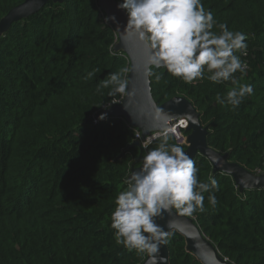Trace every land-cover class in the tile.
<instances>
[{
  "label": "trees",
  "instance_id": "1",
  "mask_svg": "<svg viewBox=\"0 0 264 264\" xmlns=\"http://www.w3.org/2000/svg\"><path fill=\"white\" fill-rule=\"evenodd\" d=\"M22 1L0 0V20ZM202 3L230 30L247 33L240 82L252 94L233 110L216 102L229 82L187 84L153 67L162 78L149 76L152 97L157 105L187 98L207 128L209 147L264 174V0ZM105 18L97 0H48L0 32V264H141L146 257L117 245L110 226L115 197L146 151L132 145L134 131L123 118L92 120L120 96L97 91L100 81L129 69L127 55L113 49L117 33ZM193 160L201 180L211 175L220 185L216 207L205 193L208 210L192 217L201 232L233 264H264V189L239 190L205 156ZM173 233L168 264H202L183 235Z\"/></svg>",
  "mask_w": 264,
  "mask_h": 264
},
{
  "label": "clouds",
  "instance_id": "2",
  "mask_svg": "<svg viewBox=\"0 0 264 264\" xmlns=\"http://www.w3.org/2000/svg\"><path fill=\"white\" fill-rule=\"evenodd\" d=\"M117 7L127 13L123 34L135 37L145 46V75H155L159 81L162 73H154L155 67L187 84L205 79L215 84L229 82L227 92L223 97L217 95L216 102L233 110L252 94V86L240 82L248 67L241 59L247 54V33L230 30L226 23L219 22L202 0H122ZM105 19L115 21V16ZM129 71L125 67L110 73L100 81L97 91L104 88L109 89V97L128 96L129 81L124 74ZM237 72L241 74L239 78ZM145 115L152 125L151 135L141 140L146 152L139 167L126 177V187L115 197L110 226L115 230L117 245L155 257L160 246L174 235L172 220L165 231L156 218H163L164 212L171 215L173 210L183 217L206 212L205 193L208 204L215 208L218 203L215 192L220 185L211 175L201 180L195 161L179 142H173L177 138L173 123L178 118L176 114L154 106ZM104 118L105 114H101L100 119ZM189 121L197 123L190 112L179 123L187 127ZM154 141L156 146L149 148Z\"/></svg>",
  "mask_w": 264,
  "mask_h": 264
},
{
  "label": "water",
  "instance_id": "3",
  "mask_svg": "<svg viewBox=\"0 0 264 264\" xmlns=\"http://www.w3.org/2000/svg\"><path fill=\"white\" fill-rule=\"evenodd\" d=\"M48 0H23L18 5L11 8L0 20V32L6 29L9 24L17 19L29 16L39 10ZM56 1V0H54ZM99 6L106 14V17L115 16V21L107 19L108 23L114 26L118 40L114 44V50L121 49L129 59V95L124 96L119 106H113L102 114L105 116L120 117L125 119L131 126L139 129L142 136L148 134L151 128V121L145 113L155 107H161L165 111L176 114L177 117H184L185 113L190 112L197 123L188 122L184 129L190 133L187 142L184 144L185 151L190 158L194 159L197 155L205 156L212 165L213 171H220L229 174L239 190L243 189H264V174L255 175L238 163L228 161L225 154H222L206 143L207 128L203 126L199 119V112L192 103L183 96H176L157 105L151 93L150 78L144 74V60L146 56L145 46L135 37L128 38L123 34L127 23V13L117 7L115 0H97ZM126 41V43L124 42ZM132 145L140 146L138 141ZM140 154L131 164L130 171L139 167ZM138 163L137 166L135 164ZM130 173V172H129ZM173 221L172 231L175 230L183 235L185 247L202 264H233L228 259L225 260L212 242L201 232L192 217H183L173 210L169 215L164 212L163 218L157 217L156 222L165 230H168V221ZM180 225V226H178ZM199 244V248L196 245ZM141 264H168V249L166 245L160 246V251L155 257L146 255Z\"/></svg>",
  "mask_w": 264,
  "mask_h": 264
},
{
  "label": "built area",
  "instance_id": "4",
  "mask_svg": "<svg viewBox=\"0 0 264 264\" xmlns=\"http://www.w3.org/2000/svg\"><path fill=\"white\" fill-rule=\"evenodd\" d=\"M113 49H114V47H113ZM244 61L247 62V60H244ZM123 97L124 96H121V95L119 97H114L109 102L103 104L101 106V108H100V111L98 113H94L93 114V116H92L93 123H97L100 120V116H101L102 112L105 111L106 109H108L110 107H113V106H119L121 104V101H122ZM113 102H116V103H113ZM105 117H110V116H105ZM118 118H120V117H118ZM181 118H184V117L183 116L182 117H178L173 123H174V126L177 127V134H176L177 138H176L175 141L179 142L181 145H184L186 143V137L184 136L183 131H185L184 129L186 127H183V126L180 125L179 120ZM123 120L127 123V125L130 128L133 129V131H134V141H138L139 145L141 147V140L146 138L148 135H151V132L149 131L148 134L143 137L142 134H141V131L139 129L131 126L125 119H123ZM137 134H139L141 138L137 139ZM253 174L260 175V174H263V173H260L259 171H256Z\"/></svg>",
  "mask_w": 264,
  "mask_h": 264
},
{
  "label": "rangeland",
  "instance_id": "5",
  "mask_svg": "<svg viewBox=\"0 0 264 264\" xmlns=\"http://www.w3.org/2000/svg\"><path fill=\"white\" fill-rule=\"evenodd\" d=\"M188 132H189V131H188ZM189 133H190V132H189ZM189 133H188V134H189ZM183 134H184V133H183ZM188 134H187V135L184 134V136L186 137V142H187V136H188ZM184 146H185V145H184ZM185 147H186V146H185Z\"/></svg>",
  "mask_w": 264,
  "mask_h": 264
},
{
  "label": "bare ground",
  "instance_id": "6",
  "mask_svg": "<svg viewBox=\"0 0 264 264\" xmlns=\"http://www.w3.org/2000/svg\"><path fill=\"white\" fill-rule=\"evenodd\" d=\"M178 226H180V225H178Z\"/></svg>",
  "mask_w": 264,
  "mask_h": 264
}]
</instances>
